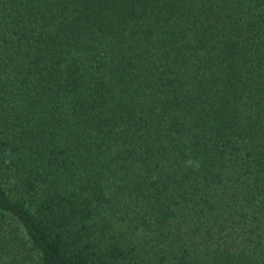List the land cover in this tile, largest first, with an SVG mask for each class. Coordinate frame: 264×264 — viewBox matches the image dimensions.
<instances>
[{
    "label": "trees",
    "instance_id": "obj_1",
    "mask_svg": "<svg viewBox=\"0 0 264 264\" xmlns=\"http://www.w3.org/2000/svg\"><path fill=\"white\" fill-rule=\"evenodd\" d=\"M0 264H264V0H0Z\"/></svg>",
    "mask_w": 264,
    "mask_h": 264
}]
</instances>
